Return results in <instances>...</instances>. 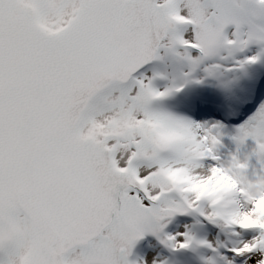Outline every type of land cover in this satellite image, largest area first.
Segmentation results:
<instances>
[{"label":"snow or ice","instance_id":"1","mask_svg":"<svg viewBox=\"0 0 264 264\" xmlns=\"http://www.w3.org/2000/svg\"><path fill=\"white\" fill-rule=\"evenodd\" d=\"M259 63L264 0H0V264H264ZM201 85L218 118L161 103Z\"/></svg>","mask_w":264,"mask_h":264},{"label":"bare ground","instance_id":"2","mask_svg":"<svg viewBox=\"0 0 264 264\" xmlns=\"http://www.w3.org/2000/svg\"><path fill=\"white\" fill-rule=\"evenodd\" d=\"M255 49H252L253 51ZM250 52V51H249ZM255 52V51H253ZM246 54V53H245ZM261 64V65H260ZM248 71L252 73L256 79V87L254 90H251V85H248L249 91L241 97L243 103L238 105L239 114L238 118L245 117V112L254 111L256 105L264 100V95H262L261 91L264 90V63H259L256 65V68H248ZM157 87L163 88L165 86L164 81H157ZM253 93L251 98L249 99L250 94ZM237 95H240L239 93ZM206 98H210L206 100ZM162 105L172 111H176L181 114L190 115L194 120H211L213 118H218V113L216 111L208 112L210 106L209 104H215L217 106V98L215 94L212 92L211 88L208 85L198 86L196 89L187 91L182 95L177 96L175 99H166L161 102ZM247 118V116H246ZM245 118V119H246ZM242 121V120H239ZM164 135L167 136L168 143L165 144ZM160 140L161 146H166L171 143L174 139L170 135L167 134H159L158 139ZM226 146H229L226 145ZM231 146V145H230ZM185 220L183 217H177L173 221L178 223L179 221ZM171 228V223L168 225L167 231ZM180 228V227H179ZM183 230L185 228L183 227ZM176 231V230H175ZM192 231L197 235L198 238L207 239L209 241L215 242L217 239L223 241L225 238L221 235L218 236L215 229L211 226L208 227H198L192 226ZM174 232V231H173ZM143 245H138L134 249V254L137 256H146V255H158L160 259H167L168 264H179L176 257L169 254V252L159 246L154 240L148 238L145 241H142ZM151 243L152 247L150 248L148 245ZM180 260L183 264H198V261L194 258V256L190 253H184L180 257Z\"/></svg>","mask_w":264,"mask_h":264},{"label":"rangeland","instance_id":"3","mask_svg":"<svg viewBox=\"0 0 264 264\" xmlns=\"http://www.w3.org/2000/svg\"><path fill=\"white\" fill-rule=\"evenodd\" d=\"M253 51H255V50H253ZM253 51L247 52L246 55L253 54L254 53ZM248 68H256V65L249 66ZM252 94L253 93L250 94L249 99L252 97L251 96ZM208 99L210 101V98H206V100H208ZM209 106H210V108H209L208 112L216 111L215 109H216L217 106L215 104H212V105L209 104ZM163 139L165 141V144L169 142V140H167V136L166 135H164V138ZM160 140L161 139L159 138V142H160ZM224 143H225V145H228L229 144V141L227 139H225ZM229 147H231L230 144H229ZM184 224H185V220L179 221L178 223H175L174 221H172L171 228L168 230V232H173L175 230L176 231H184L183 230ZM138 245H141L142 246L143 245L142 241L140 243H138L136 246H138ZM30 257H31V250H29L25 254V256L22 258V264H28V261H29Z\"/></svg>","mask_w":264,"mask_h":264},{"label":"clouds","instance_id":"4","mask_svg":"<svg viewBox=\"0 0 264 264\" xmlns=\"http://www.w3.org/2000/svg\"><path fill=\"white\" fill-rule=\"evenodd\" d=\"M169 178H172V179L178 178V172L170 174ZM225 183H227V181H225Z\"/></svg>","mask_w":264,"mask_h":264},{"label":"water","instance_id":"5","mask_svg":"<svg viewBox=\"0 0 264 264\" xmlns=\"http://www.w3.org/2000/svg\"><path fill=\"white\" fill-rule=\"evenodd\" d=\"M262 95H264V93H262Z\"/></svg>","mask_w":264,"mask_h":264}]
</instances>
